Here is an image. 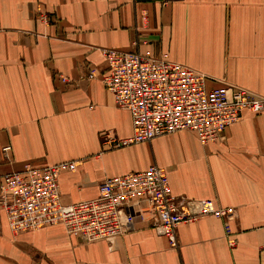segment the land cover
I'll list each match as a JSON object with an SVG mask.
<instances>
[{
	"label": "crops",
	"instance_id": "1",
	"mask_svg": "<svg viewBox=\"0 0 264 264\" xmlns=\"http://www.w3.org/2000/svg\"><path fill=\"white\" fill-rule=\"evenodd\" d=\"M103 49L164 55L208 89L264 98V0H0V174L75 162L59 175L67 205L156 165L173 195L235 212L181 224L172 249L148 213L114 243H86L62 225L12 233L0 211V264H264V113L207 145L184 130L111 148L102 136L129 138L132 122L101 81Z\"/></svg>",
	"mask_w": 264,
	"mask_h": 264
},
{
	"label": "built area",
	"instance_id": "2",
	"mask_svg": "<svg viewBox=\"0 0 264 264\" xmlns=\"http://www.w3.org/2000/svg\"><path fill=\"white\" fill-rule=\"evenodd\" d=\"M102 53L107 67L101 81L132 122L129 138L102 136L111 148L149 143L184 130L194 132L199 142L207 145L217 141L242 112L264 113L263 97L226 83L208 89V77L164 55L137 49H103ZM10 150L9 145L2 148L6 157ZM75 170V162H63L42 168L24 165L21 171L0 174V211L10 231L62 225L68 235L86 243H114L133 229L136 216L143 219L148 213L155 232L167 239L170 248L177 249L181 224L205 216L228 219L235 212L233 207H218L211 200L173 195L166 171L156 165L105 178L97 197L66 205L60 199L59 175Z\"/></svg>",
	"mask_w": 264,
	"mask_h": 264
}]
</instances>
